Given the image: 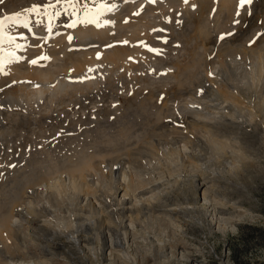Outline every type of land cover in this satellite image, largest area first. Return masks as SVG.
<instances>
[{"label":"rangeland","instance_id":"rangeland-1","mask_svg":"<svg viewBox=\"0 0 264 264\" xmlns=\"http://www.w3.org/2000/svg\"><path fill=\"white\" fill-rule=\"evenodd\" d=\"M207 1V4L199 5V9L188 12L190 16L185 11L176 12L174 18L171 15L161 20L164 23L160 24L159 29L167 30L156 33L157 42H154L153 47L162 50L159 54L147 49L142 53L147 55L143 57L141 54L143 59H134V68L127 70L126 67H120V71V68L113 67L114 72L106 74L99 85H92L94 88L90 86L67 92L64 98L59 99L61 102H54L52 113L50 110L46 112L43 100H33L32 103L18 101L11 111L3 105L4 99L0 100L3 110H8L0 113V201L4 204L3 210L12 209L16 202H19L16 208H28L31 197L26 196L22 202L16 199L21 194L17 195L15 191L13 172H20L23 177L37 168L36 162L41 160H45L42 166H46L52 151L63 162H67L70 153L75 151H97L99 153L94 156V163L104 171H110L113 180L112 184L102 181L92 169L93 173L90 172L87 179L93 194L81 193L85 199L78 200L80 207L86 203V199L96 198L97 206L104 208L107 214L104 215L106 224L100 228L102 230L87 227L86 224L93 221V215L86 212L77 215L74 212L76 203L69 197L61 198L59 208L50 206L48 198H43L38 200L36 207L51 208L47 210V216L41 217L42 221L50 219L52 224L60 225H55L56 233L53 229H48L46 233L37 230L38 233L32 236L30 231H26L25 236L30 237H26L25 243L27 240L34 242V236L42 237L43 242L39 243L44 246L39 245L36 251L40 252L41 257L38 253V256L32 253L31 257L28 250L23 252L24 249L20 251L23 255L16 250L15 254L17 246L12 242L14 245H8L11 247L8 250L0 245V260L8 264H56L55 261L57 264H264V112H257L253 106L255 96L258 98V94L264 92V77L262 81L255 79L256 83L242 78L253 79L252 67L257 59L255 51L264 46V38L257 35L264 33V24L260 23L264 22V0H253L245 9H240L238 0L236 11L228 6L226 10L227 7L217 2L219 0ZM78 2L97 10L102 9L104 3L116 5L119 0ZM121 2L124 4L127 0ZM34 4L42 7L38 14H28L32 27L37 21L45 20L42 19V13L47 9L49 20L65 28L77 16L72 14L73 10L67 4H56V0H4L0 4V16L23 13L24 9ZM47 4L56 7L44 8L43 5ZM57 10L61 15H54ZM234 20L239 23H234ZM202 27L205 29L204 35L200 30ZM8 28V32L20 34V25H9ZM229 32L234 35L218 39L221 34ZM157 36L167 37V43L158 40ZM254 37L255 42L250 44L249 41ZM192 52L197 59L202 57L199 59L201 63L195 65L197 59ZM234 55L238 66L242 64L241 68H235V79H240V84H254L251 90L247 86L240 90L237 88L234 92L235 98L238 97L234 102L245 108L244 113L251 106L254 109H249L256 112L253 119L241 114L232 119L231 115H227L240 124L238 128L242 133L239 134L241 139L237 140V145L243 148L237 152H233L232 148L218 150L207 138L212 134V125L221 126L222 114L225 112L223 107L228 106L224 101L223 89L220 92L221 88L217 85L222 78L219 60L232 59ZM190 57L196 61L194 59L193 63ZM184 64L187 66L183 70ZM184 71L186 73L183 75ZM171 74L174 76L171 77ZM178 76L182 82L176 79ZM200 88L204 89L203 93H199ZM71 99L78 102L73 103ZM165 102V113L168 115L158 119L157 109L163 107ZM188 105L195 106L200 115L178 113L179 116L174 113L178 106ZM231 107L233 109V105ZM49 112V119H39ZM183 114L198 123H188L190 126L186 127V122H181ZM195 126L201 130L200 133L195 130ZM58 127L60 131H57ZM123 128L131 130L127 140L121 135ZM175 128L188 135L194 131L193 136L199 140L193 145L196 152L183 144L184 140L177 137ZM42 130H45V135ZM47 133L51 136H47ZM230 136L234 137L233 134ZM152 139L160 142L158 154H153L150 149L148 140ZM45 141L51 143L44 148ZM192 151L195 155L197 153L198 158L195 160L187 158V154H192ZM124 157H129L131 164L138 166L139 177L145 181L146 192L136 198L123 196L122 186L116 193L115 187L122 180L116 173V162ZM70 195L72 198L79 197ZM14 198L16 200L13 202ZM116 198L128 201L125 210L118 205ZM80 216L81 221L78 219ZM18 221L16 223L20 224ZM50 239L53 241L49 243ZM25 253L30 254L29 257Z\"/></svg>","mask_w":264,"mask_h":264},{"label":"bare ground","instance_id":"bare-ground-1","mask_svg":"<svg viewBox=\"0 0 264 264\" xmlns=\"http://www.w3.org/2000/svg\"><path fill=\"white\" fill-rule=\"evenodd\" d=\"M217 2H220L221 3L220 5H222L223 7L228 6L229 8H231V10H234L235 4L238 3V0L236 1L219 0ZM202 3L207 4L208 1L188 0V2L185 3V0H156V3H149V0H127V2L123 4L121 0H119V3L116 4V7L112 11H104L103 9L94 10L90 5H87V7L85 8L84 6L79 4L80 5L79 11L76 13L77 16L73 20V22L74 21L76 22V26L72 28L69 27L65 28L63 25L61 26L53 21H50L47 12L48 9L47 11L43 10L42 19L45 18V20H42V23H36L34 24L35 25L34 27H32V25L30 24V28H23L22 25H20L21 29L18 32L23 33L26 39H21L20 34L11 33L12 31L9 32L10 34L17 36L16 43L23 45L22 48L17 49L15 47V44H9L7 43L6 40L2 45H0V89H3V91H0V100L4 99L3 105L10 111L12 110L13 105L21 100H24L25 103H32L33 100H38V101L43 100L46 107L45 109L47 110L46 112H48L49 110L51 112L54 102L56 100L64 98L63 96L64 94H67V92L70 93L71 90L77 91L79 89H84V88L87 89V87H90L92 85L95 86V84L97 83L99 85L100 84L99 82H102L101 79H103V77L106 76V74H108L109 72L112 73L114 72L112 69L113 67L116 68L126 67L127 70L134 68L133 67L134 59H137V57H139V59L142 58L141 54L146 52L148 49L147 47L141 45V41L145 42V44L150 45L151 47H153L154 42H157V40H155L157 31H153V29H159V26H161L160 24H162V22L164 23V21L161 22V20H165L166 17H169L171 15L173 16L174 14H176V12L178 13L185 11V13L186 12L188 13L193 9L197 10L199 5H201ZM228 7L226 8V10L228 9ZM246 7H249V5ZM200 9L202 8L200 7ZM137 11H140V15L138 16L134 15V13H136ZM81 14L82 17H79V15L81 16ZM190 15L191 14H189L188 16ZM231 16H233V14ZM109 20L113 21V23H108ZM125 20H127L128 22L125 23ZM49 23H51L52 25L51 31H49ZM203 27L200 30L204 35L205 29ZM195 34L194 36L197 37ZM159 35L161 34L159 33ZM69 36L72 37L71 40H69ZM125 40H127L129 43L128 44L117 43ZM106 45H114V46L106 47ZM195 51L197 52V49ZM255 52H256L255 56L257 57V59H256V63H254L252 67L253 79L250 78L251 79L250 80L244 76L242 77L243 80L252 81L254 83H256L255 79H259V80L261 79L262 81V78L264 77V46H261V48H258ZM13 53L16 56L17 55L23 56L22 59L9 62L12 59ZM98 53L100 54L99 57H98ZM145 54H142V56ZM193 54H194L193 57H195L196 56L195 53ZM42 57H47L48 59H41ZM195 58L193 59L191 58L192 61ZM229 58L219 60L220 62L219 73L222 78L220 79L219 84H217L221 88L220 92H222L221 90L223 89L222 93L223 96L225 97L224 101L227 102L228 106L223 107V110L225 112L223 111L224 114H222L223 119L222 122H220L221 126L217 127L215 125H212L210 129V132H212V134L208 135L207 138L211 143H214L213 144L214 147H216L218 150L221 149L223 151H226L228 148H232L233 152L234 151L237 152V150L243 148L242 146L237 145L238 144L237 140L241 139L239 138L240 137L239 134L242 133L238 128V125L240 124L239 122H235L234 120L229 119L227 115L228 114L231 115L230 117L232 119H234V117L239 116V114H241V116H249L251 119L255 117L256 112L251 111L252 109H254L252 106H251L252 108L249 107L251 108V110L248 108L247 112L244 113V111H246L245 108H242L239 104L234 102V99L238 97L237 96L235 98V92H234L237 90V88L240 90L244 86H247V88L251 90L254 87V84H250V83L240 84L241 80L235 79L237 78L236 77L237 71L235 72L236 70L235 68L236 67L239 68L240 66H242V64L238 66L239 63L236 62L235 55L233 56L232 59ZM33 59L38 60V63L35 65L31 64L30 61ZM196 59L194 61H196ZM199 59H197L195 65L196 63L199 64L198 62H200L202 57L200 60ZM233 61L235 64L233 63ZM173 64L175 65V63ZM186 64H184L183 70L185 69V66L190 65V64L187 65ZM179 67L181 66L179 65ZM193 67L195 66H192V68ZM118 70L116 71L117 73H119ZM183 70L181 71V73L183 72ZM181 73L179 72V74ZM185 73L186 71H184L183 75ZM172 74L171 77L174 76ZM175 76L177 77V75ZM238 77H240V74ZM213 78H215V76ZM176 79L178 80L180 79L179 82L181 81L180 77ZM235 82H237V84H235ZM92 88L94 87L92 86ZM256 98L257 97L255 96V101H254L255 104L253 106L257 108L256 109L258 110L257 112L259 111L264 112V92L258 94L257 101ZM71 100H70L71 102L73 101L78 102V100H73V99ZM59 101L61 102V100ZM192 102H194V104L196 105L195 101ZM231 105H233V109ZM165 108H167L166 102L164 103L163 107L157 109L156 117L158 119H163L164 115H168L165 113L166 111ZM196 109L197 108L195 106L194 107L192 106L190 107L189 105L178 106L177 108H175L174 113L175 114L177 113V115H179L178 113L181 114L196 113L200 115V113ZM8 110L5 109L3 110L2 104L0 103V113H3ZM50 112L46 114L44 113V115L39 119L40 120H45V118L49 119L51 116ZM186 114H183L184 117L183 120L181 121V122H186L187 124V125L185 124L186 127L189 125L188 123L194 125L198 123V121L190 120L189 118L188 121ZM35 118L37 119V117ZM176 120L177 119H175V121ZM194 125L192 126L194 127ZM58 128L59 129H57V131H60V127ZM195 130L199 133L201 132V130H199V128L196 126H195ZM214 130H221L224 132V134H222L223 132L216 133ZM130 131L131 130L129 128H123L121 130L122 132L121 135L125 138V140L130 138L131 136ZM175 131L178 132L177 137L182 141L184 140L183 144L186 145L187 148L189 147L193 148L194 147L193 145L195 144L194 142L195 141L199 142V140L195 138L197 136H193L194 131L192 132L190 131L192 133V134L190 133V135L185 134L183 130L180 131L179 128H175ZM42 133H44L43 135H45V130L44 131L42 130ZM49 134L50 133H47L46 135L51 136V134L50 135ZM231 134H233L234 137H231L230 136ZM143 138L144 137H142V139ZM148 142L149 145L151 144L150 149H152L153 154H158L160 152L159 151L160 149L158 147L160 142H157V140L155 139L148 140ZM49 143L51 142L45 141L42 147L45 148L46 145ZM193 150L196 152L195 148H193ZM51 153L52 154L50 155L51 157L50 162L47 163L46 166H42L43 164H45L44 163L45 160H41L39 161V163L36 162L38 164L37 168L33 167L34 169L26 173L23 177L20 176V172H16V171L13 172L12 178L15 179V186H16L15 191H17V195L21 194L16 199H20V201L22 202V200L23 201L26 200L25 198L27 196V197H31V200L30 199L28 200V208L26 210L21 208H16V206H18L19 204V202H16L13 208L7 211L3 210L4 204L0 201V243H2L0 245L2 246L4 245L5 249L7 247V250L8 247L11 248L10 247L11 245L16 244L17 247L16 249H14V251L16 250L19 253L23 249H24L23 252L24 251L26 252L28 250V253H31V257H32V253H36L34 255H37L38 253L36 252L37 247H40L42 245L40 243L43 242L42 241L43 239H41L42 238L41 236L38 237L39 235L37 234L38 235L37 237L36 236L33 237V240H35L37 243L35 241L31 242L27 240L26 242L27 244H26L25 243L27 239L26 237H30V236H25L26 231L27 232L30 231L32 236L34 235V233L36 235L37 230L46 233L48 229L51 230L53 229L55 233L57 232V230H55L56 229L55 225H60V224H52L53 221H51L50 219L44 221H42L41 219V217L47 216L48 214L47 210H49L51 207L49 208L47 206H43L41 208L36 207V204L39 203L38 200H42L43 198H48L47 203H49L50 206L59 208L61 198L65 196L69 197L71 201L74 202V204L76 203L77 208L74 210V212L77 215L85 212L89 214L91 213L93 215V216L91 215L93 221H89V223L86 224L87 227L97 228L99 230H102L100 228H102L106 224V222L104 221L105 218L104 215L107 214L104 213V208L101 209L97 206L96 198L86 199L87 200L86 203L81 205L80 207H79L80 201H78L79 199H85L81 196L82 195L81 193L87 195L91 193L93 194V191L90 190L89 180L87 179V176L90 174L92 169H94L95 173L99 175L100 178H102V181L111 182L112 184L113 180L111 179L112 174H110V171L106 172L102 168H100L96 164V162L94 163V161H96L94 156H96L97 153L99 152L89 149H84V150L82 149L80 150L79 153H76L75 151V153L73 152L70 153L69 158L67 157L68 158L67 162H63L55 152L52 151ZM189 154L191 153L187 154L188 155L187 158H193L194 160L198 158V156L196 157L197 153L195 155L193 151L191 156ZM242 155L247 157L246 154H242ZM59 158L61 161L59 160ZM128 159L129 157L117 159L116 173L119 174V178L120 179L122 178V180L120 184L115 187V189L117 193L120 190V187L122 186L123 187L122 189L124 190L123 196L130 195V197L136 198L137 196H139V194L143 195V193H145L147 189H144L145 181L142 180L141 177H139L140 173L137 168L138 166L132 165L133 164L132 161ZM127 161L129 163H127ZM27 167H29L28 164ZM14 170H16V168ZM94 174L91 176H94ZM20 183L21 185L19 186ZM1 192L2 190H0V195ZM69 192H71L70 194L79 195V197L72 198ZM46 193L47 195H45ZM16 199L14 198L13 202ZM131 201L132 200L130 199L129 202ZM116 202L118 203V205L122 206L123 210L126 209L125 205L128 201H125V198L119 200H117L116 198ZM100 203L103 206V202L101 201ZM104 205L107 204L105 203ZM56 217H57L56 219H58V216ZM81 217L82 216L78 218L79 221H81L80 220ZM17 219L20 220L18 221V223L20 222V224L16 223ZM108 228L111 229V227ZM38 238H40L41 240ZM50 241L51 239L49 240V243ZM22 242L26 245H23ZM33 243H36L37 245H33ZM43 246L44 245H42V247ZM48 246L50 247V245ZM13 247L15 248V246H12V248ZM16 251L14 252L15 254L17 253ZM41 253L43 254L44 252ZM25 254L27 255V256L25 255L26 257H29L28 255H30L27 253ZM11 255L12 253L10 254V256ZM13 257H16V255L13 254ZM5 262L6 261H3L2 259L0 260V264H8ZM55 262L56 264L58 263L57 261Z\"/></svg>","mask_w":264,"mask_h":264},{"label":"snow or ice","instance_id":"snow-or-ice-1","mask_svg":"<svg viewBox=\"0 0 264 264\" xmlns=\"http://www.w3.org/2000/svg\"><path fill=\"white\" fill-rule=\"evenodd\" d=\"M188 0H185V3H187ZM4 3V0H0V4H3ZM61 3H65L68 5V7L72 8L73 12L72 14L73 15H76V13L79 11V2L78 0H56V4H61ZM149 3H156V0H149ZM253 3V0H239V7L240 9H245L246 6L248 5H251ZM42 7L40 5H32L30 8H27V9H24L23 10V13L21 12H16V13H13V14H10V15H5V16H0V45H2L5 40L7 41V43L9 44H15V47L17 49L19 48H22L23 45L19 44V43H16L17 41V36L16 35H12L8 32V26L9 25H12V26H15V25H22L23 28H30V24H31V21L30 19L28 18V14L30 13H37L38 14V10L39 8ZM44 8H55L56 5L54 4H47V5H43ZM84 7L86 8L87 5H84ZM116 7V5L114 4H107V3H104L101 5V8L104 10V11H112L114 8ZM195 7V6H193ZM142 10V9H141ZM54 15L55 16H59L61 15V12L59 10L55 11L54 12ZM134 15H140V11H137L136 13H134ZM240 15V12L238 11L237 12V16ZM51 19V17H50ZM38 23H42V21H37ZM128 21L125 20V23H127ZM171 22V21H170ZM108 23H113V21L109 20ZM234 23H239L238 20H234ZM262 24H264V22H260ZM76 26V22L74 21L73 23L69 24L68 27L69 28H72V27H75ZM51 23H49V31H51ZM153 31H158V32H161L163 33L164 31H166L165 29H153ZM234 35V33L232 32H229V33H224V34H221L218 39L220 40H223L225 39L226 37H230ZM258 37L260 38H264V33H259L257 34ZM20 38L21 39H26V37H24L23 33H20ZM72 37L69 36V40H71ZM157 39L158 40H163L164 43H167V37H163V36H157ZM255 37L249 41V43H254L255 42ZM117 43H123V44H128L129 42L127 40L125 41H122V42H117ZM141 45L144 46V47H147L149 51L151 52H154V53H160L162 50L161 49H158V48H154V47H151L150 45H147L145 44V42L141 41ZM114 45H106V47H113ZM99 53H98V57H99ZM19 59H22V57H19V56H16L14 53L12 55V59L9 61V62H12L14 60H19ZM41 59H48L47 57H42ZM31 64L35 65L38 63V60L36 59H33L30 61ZM211 75V73L209 74ZM0 91H3V89H0ZM199 93H203L204 92V89L203 88H200L199 90Z\"/></svg>","mask_w":264,"mask_h":264}]
</instances>
